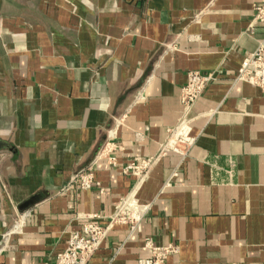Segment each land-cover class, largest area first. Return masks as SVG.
<instances>
[{
    "label": "crops",
    "instance_id": "1",
    "mask_svg": "<svg viewBox=\"0 0 264 264\" xmlns=\"http://www.w3.org/2000/svg\"><path fill=\"white\" fill-rule=\"evenodd\" d=\"M259 1L0 0L1 263L53 262L130 198L135 227L112 224L86 264H150L146 240L177 247L163 264H264V91L236 79ZM191 70L211 76L192 143L162 149Z\"/></svg>",
    "mask_w": 264,
    "mask_h": 264
},
{
    "label": "built area",
    "instance_id": "2",
    "mask_svg": "<svg viewBox=\"0 0 264 264\" xmlns=\"http://www.w3.org/2000/svg\"><path fill=\"white\" fill-rule=\"evenodd\" d=\"M251 21L254 24L264 25V0L252 5ZM236 79L245 81L264 91V35L257 41L254 51L243 57L237 69ZM209 80H211L209 74L203 75L195 70L186 73L185 83L179 91V102L183 113L177 125L170 131L162 149L183 153L192 143V138L188 135L189 118L186 116V112ZM112 160L113 158L109 157V161L112 162ZM146 164L147 162H142L141 166ZM140 167L128 164L122 168L123 170L134 168L137 171ZM71 181L78 183L81 188L85 189L91 185L92 177L90 173L77 172L71 177ZM94 184L99 187L97 182L94 181ZM141 209L142 207L133 199L126 198L119 201L104 225L96 222V214H90L89 220L82 224L79 230L69 233L64 248L56 254L54 261L44 264H86L92 252L105 236L107 229L114 223L127 224L129 229H133ZM145 245L150 248V264H163L169 254L177 251V247L171 244L151 246L149 240H146ZM0 264L3 263L0 262Z\"/></svg>",
    "mask_w": 264,
    "mask_h": 264
},
{
    "label": "water",
    "instance_id": "3",
    "mask_svg": "<svg viewBox=\"0 0 264 264\" xmlns=\"http://www.w3.org/2000/svg\"><path fill=\"white\" fill-rule=\"evenodd\" d=\"M38 201V197L37 195H33L31 197H29L28 199H26L25 201H23L19 206H18V211L20 213H22L23 211H25L27 208H29L31 205H33L34 203H36Z\"/></svg>",
    "mask_w": 264,
    "mask_h": 264
}]
</instances>
